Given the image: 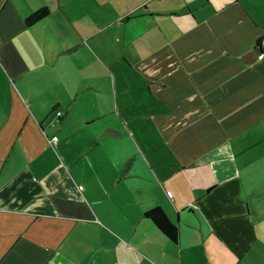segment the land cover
<instances>
[{
	"label": "crops",
	"instance_id": "1",
	"mask_svg": "<svg viewBox=\"0 0 264 264\" xmlns=\"http://www.w3.org/2000/svg\"><path fill=\"white\" fill-rule=\"evenodd\" d=\"M113 1L0 0V264H264V0Z\"/></svg>",
	"mask_w": 264,
	"mask_h": 264
},
{
	"label": "rangeland",
	"instance_id": "2",
	"mask_svg": "<svg viewBox=\"0 0 264 264\" xmlns=\"http://www.w3.org/2000/svg\"><path fill=\"white\" fill-rule=\"evenodd\" d=\"M75 1H76V4L78 5L77 6L78 11L83 18L87 16L91 19H95V17L108 19V18L116 16V14L119 15V13H121V11L123 12L127 9L126 3L124 1H122L119 5H116V3L113 0H99L97 5H95L93 2L92 6L88 2V0H75ZM67 9L71 10L69 7H67ZM74 22L79 27V24L81 23L80 20H78L76 18L74 20ZM121 77L123 79L128 78L130 81L132 80V78L130 77L129 74L121 75ZM118 78H119V75H118ZM135 78H136V75H135L134 79ZM146 89H147V87H146ZM119 94L122 96L124 95V93L121 91H119ZM106 101L109 103L108 99H106ZM112 102H113V100H112ZM129 126H130V128L135 130V137L138 138V134H139L138 132H141V129H142L141 125L139 126V122L136 121V123H130ZM110 137H112V136H110ZM110 139H112V138H110ZM130 140H132V138H130ZM113 141L118 142L114 139H113ZM119 145L121 147H124V148L131 147V143L129 142V140H125V139L121 140L119 142ZM113 158L116 159V157H113Z\"/></svg>",
	"mask_w": 264,
	"mask_h": 264
},
{
	"label": "trees",
	"instance_id": "3",
	"mask_svg": "<svg viewBox=\"0 0 264 264\" xmlns=\"http://www.w3.org/2000/svg\"><path fill=\"white\" fill-rule=\"evenodd\" d=\"M49 14V10L46 7H42L33 12L26 18V25L30 26L37 21L45 18ZM260 49L261 53H264L261 48L260 39L256 45ZM144 216L148 218L153 225L172 243L178 244L180 238V230L177 224L172 223L165 212L160 207H154L144 213Z\"/></svg>",
	"mask_w": 264,
	"mask_h": 264
},
{
	"label": "built area",
	"instance_id": "4",
	"mask_svg": "<svg viewBox=\"0 0 264 264\" xmlns=\"http://www.w3.org/2000/svg\"><path fill=\"white\" fill-rule=\"evenodd\" d=\"M60 115H61L60 112H56V117H57V118H60ZM57 140H58L57 137H53V138L51 139V143L54 144V143L57 142Z\"/></svg>",
	"mask_w": 264,
	"mask_h": 264
},
{
	"label": "flooded vegetation",
	"instance_id": "5",
	"mask_svg": "<svg viewBox=\"0 0 264 264\" xmlns=\"http://www.w3.org/2000/svg\"><path fill=\"white\" fill-rule=\"evenodd\" d=\"M264 41V38H261L260 39V44H261V46H262V42Z\"/></svg>",
	"mask_w": 264,
	"mask_h": 264
}]
</instances>
